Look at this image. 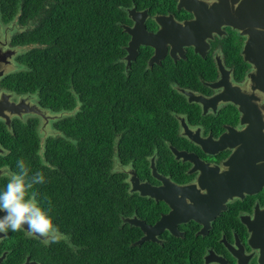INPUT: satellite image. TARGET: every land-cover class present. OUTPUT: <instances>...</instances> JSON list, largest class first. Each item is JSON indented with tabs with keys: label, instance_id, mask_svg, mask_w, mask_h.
Listing matches in <instances>:
<instances>
[{
	"label": "flooded vegetation",
	"instance_id": "1",
	"mask_svg": "<svg viewBox=\"0 0 264 264\" xmlns=\"http://www.w3.org/2000/svg\"><path fill=\"white\" fill-rule=\"evenodd\" d=\"M233 8L242 11L240 17L248 11L251 22L264 32V0L211 4L206 0H143L127 8V17L120 23L126 33L120 57L124 71H149V80L165 82L175 95L172 124L157 133L136 134L149 138L145 143L151 154L115 165L131 194L123 204L121 226L136 227L139 236L132 244L152 245L164 264L173 263L178 252L187 254L184 264H264V135H256L260 141L255 146L245 137L254 135L260 121L264 123V83L251 79L259 71L245 58L258 55L264 61V33L257 36L260 43L243 35L230 22L235 18ZM13 26L0 22V102L10 95L11 102L23 98L25 105L20 114L9 113L8 121L0 118V132L15 136L35 125L42 154L49 135L65 136L53 120L75 111L54 114L42 109L45 119L29 109L38 104L36 93L4 89L1 80L24 68L17 55L25 49L16 55L11 52ZM131 29L138 34L135 39ZM149 34L153 43L145 42ZM131 50L134 57L129 64ZM6 139L0 134V170L15 168L9 157L13 146ZM241 144L247 160L253 159L252 153L260 157L255 164L248 163L247 170L228 163ZM26 165L32 172L44 170L43 164ZM254 165L258 166L253 169ZM4 183L6 178L0 175V186ZM146 187L155 188L156 193L143 194ZM136 221L151 229L149 238L145 239L147 232ZM56 239L49 242L30 236L27 227L0 232V264L61 261L66 255L60 241L67 237L59 230Z\"/></svg>",
	"mask_w": 264,
	"mask_h": 264
},
{
	"label": "trees",
	"instance_id": "2",
	"mask_svg": "<svg viewBox=\"0 0 264 264\" xmlns=\"http://www.w3.org/2000/svg\"><path fill=\"white\" fill-rule=\"evenodd\" d=\"M142 1L0 0V22L14 23L10 44L28 46L17 56L24 68L6 75L3 87L36 93L49 112L75 111L53 120L65 136L49 135L42 154L35 125L15 136L0 132L13 146L14 165H44L48 180L36 190L51 201L67 237L60 241L66 258L53 264H164L152 245L132 244L136 227L121 226L131 194L115 168L151 154L149 138L137 133L172 124V87L149 80V71H124L120 61L126 36L120 23L127 8ZM185 257L178 252L165 264H184Z\"/></svg>",
	"mask_w": 264,
	"mask_h": 264
},
{
	"label": "clouds",
	"instance_id": "3",
	"mask_svg": "<svg viewBox=\"0 0 264 264\" xmlns=\"http://www.w3.org/2000/svg\"><path fill=\"white\" fill-rule=\"evenodd\" d=\"M217 2L218 0H206L210 4ZM12 47L16 50L14 55L22 48L28 49V46ZM37 106L47 119V114L43 111L45 109L38 104ZM0 175L6 178V183L0 186V232H7L9 229L15 232L26 226L30 236H40L49 242H55L60 229L51 201L42 198L36 190V185L46 182L44 173L32 172L23 160H18L15 168H4L0 170Z\"/></svg>",
	"mask_w": 264,
	"mask_h": 264
},
{
	"label": "water",
	"instance_id": "4",
	"mask_svg": "<svg viewBox=\"0 0 264 264\" xmlns=\"http://www.w3.org/2000/svg\"><path fill=\"white\" fill-rule=\"evenodd\" d=\"M263 1V0H260ZM233 12L235 14V18H233L230 22H232V26H234L236 29L240 30L241 33L243 35H249L250 37H253L255 42H259V39L257 38V36H262L263 35V29L259 28L256 24H254L253 22H251V14L250 16H248V11H244V15L243 17H240V14L242 11H240L239 9L235 10L233 8ZM251 12V11H250ZM133 13V10L130 11V15ZM255 15L254 10L251 12ZM248 16V17H247ZM124 28L126 31H128L127 26L124 25ZM129 33L131 35H133V39H135L138 35L135 31H133V29H131L129 31ZM149 36L147 40H145V42L147 43H153V36L152 35H147ZM133 52L135 51L134 48ZM257 49H261L260 47H257ZM12 53H16L15 49H11ZM260 53V52H259ZM156 56H158V54H156ZM154 56V59L155 57ZM134 56H132V50L130 51V55L128 57V62L130 64V60L131 58H133ZM258 55H256V59L253 56H245L246 60H248L251 64L254 65L255 68H257V70L259 71L258 74H251V79H257L259 81L260 84L264 83V61L263 58H258ZM151 61V59H150ZM262 63V64H261ZM261 64V65H260ZM1 75V74H0ZM3 101L0 102V117L6 119L7 121L9 120V113H14V114H20V108L24 103V99L21 98L19 102L13 103L9 100V95L7 96H3L2 97ZM4 104V106L2 107V105ZM29 109H32L33 112L35 113H42V115L44 116L45 114L41 111V109L37 106V104H33L32 106H30ZM56 117V116H55ZM263 128H264V123L262 121H260V126L259 129L255 131L253 136H245L247 138H250V140H253V145L255 146L256 142H259L260 140H258V137L256 135H264L263 133ZM243 148V150H242ZM238 153L233 157V155L231 156L230 160L228 161L229 164H237L239 166V168H242L244 170L249 169L248 167V163L252 162L253 164H255L256 162H258L260 160L259 154L257 153H252L253 159L251 160H247V153L245 151V145L241 144L240 147L237 148ZM255 151V150H254ZM256 152V151H255ZM263 156V155H262ZM233 157V158H232ZM263 164L264 161L262 160ZM258 165H254L253 169L256 168ZM235 172H239L238 170ZM136 190V188L134 187L132 189ZM251 192V190H246ZM143 194H155L156 193V189L153 187H146V190L142 192ZM137 224L142 225L143 229L146 230L147 232V236L145 237V239L150 237V233H151V229H146V225H143L141 222L136 221ZM26 227V226H24ZM158 228V226H154L153 228ZM260 247H262V245L260 244Z\"/></svg>",
	"mask_w": 264,
	"mask_h": 264
},
{
	"label": "rangeland",
	"instance_id": "5",
	"mask_svg": "<svg viewBox=\"0 0 264 264\" xmlns=\"http://www.w3.org/2000/svg\"><path fill=\"white\" fill-rule=\"evenodd\" d=\"M16 68H14L12 71H14Z\"/></svg>",
	"mask_w": 264,
	"mask_h": 264
}]
</instances>
